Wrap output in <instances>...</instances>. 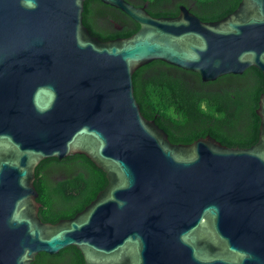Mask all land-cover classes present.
I'll return each instance as SVG.
<instances>
[{"label":"water","instance_id":"water-1","mask_svg":"<svg viewBox=\"0 0 264 264\" xmlns=\"http://www.w3.org/2000/svg\"><path fill=\"white\" fill-rule=\"evenodd\" d=\"M84 1L0 0V264L69 245L84 264H264V91L257 142L228 147L209 134L170 142L132 84L153 60L203 81L264 74V0L216 21L100 0L139 25L107 41L84 26ZM77 153L107 184L73 217L43 222L35 167Z\"/></svg>","mask_w":264,"mask_h":264},{"label":"trees","instance_id":"trees-1","mask_svg":"<svg viewBox=\"0 0 264 264\" xmlns=\"http://www.w3.org/2000/svg\"><path fill=\"white\" fill-rule=\"evenodd\" d=\"M127 1L144 6L155 17L176 16L184 5L201 20L216 21L231 13L240 0ZM82 22L101 41L128 37L139 28L124 12L100 0L84 1ZM132 84L143 116L153 119L172 143H191L207 134L228 147H249L258 140L260 121L255 110L264 91V74L254 66L241 74L203 81L194 71L153 60L133 72ZM33 183L39 218L56 223L83 210L107 179L87 156L77 153L41 160ZM31 264H84V258L69 245L55 254L40 252Z\"/></svg>","mask_w":264,"mask_h":264}]
</instances>
